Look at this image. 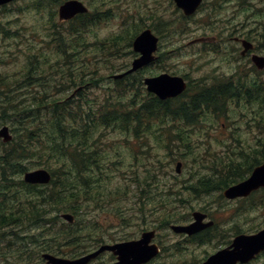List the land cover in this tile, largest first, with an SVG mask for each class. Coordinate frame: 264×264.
I'll use <instances>...</instances> for the list:
<instances>
[{
    "label": "trees",
    "instance_id": "1",
    "mask_svg": "<svg viewBox=\"0 0 264 264\" xmlns=\"http://www.w3.org/2000/svg\"><path fill=\"white\" fill-rule=\"evenodd\" d=\"M21 1V4L17 0L11 6L0 8V41L16 38L24 30L11 13L15 5V15L35 14L37 22L32 26L38 31L27 26V31L31 30L33 35L40 33L41 21L47 18L43 23L48 27L42 36L46 44L54 43L56 57L51 60L45 56L43 63L47 62V67L41 70L40 55L31 51L20 70L21 77L25 76L20 82L0 74V124L7 123L13 134L9 142L0 140V264H46L41 258L42 252L73 257L88 247V241L105 240L103 235H90L95 227L91 222L93 218L80 222L77 216L83 207L102 206L113 200L112 194H117L106 190L102 183L107 175L99 174L105 170L100 161H106L101 156L108 140L106 135L116 132L125 142L136 138L144 143L145 131H165L167 126L169 136L183 138L182 145H177L184 152L192 145L186 141L188 127H193L188 130H203L208 136L211 131L203 127L204 123L221 125L218 121L236 117V107L244 106L257 112L249 121L264 127L263 83L258 81L252 93L216 77L209 84L199 83L188 90L175 100V105L169 99L149 100V96L141 101L142 82L137 74L119 79L99 75L87 78L91 71L77 64V47L83 44L85 34L91 31L88 28L96 20L91 16L92 11L60 21L57 6L64 0ZM136 29L134 27L129 36V45ZM80 33L82 35L77 36ZM120 37L114 36L112 41ZM105 47L102 43L99 48ZM2 62L5 60L0 57ZM248 112L243 114L247 116ZM236 127L241 129L240 125ZM234 139L238 143L241 138L234 136ZM231 146L232 142L227 144L229 154L212 155L211 162L203 165L212 169L209 175L198 176L183 188L194 196L209 194L244 179L254 166L264 161V148L258 143L242 144L237 149ZM165 147L168 150L170 146L166 144ZM43 157L59 164V167L55 163L46 165L52 176L50 182L46 185L24 182L21 174L45 165ZM213 172L220 177L214 179ZM154 174L153 171L151 176ZM132 181L140 188L142 206L139 210L144 211L141 198L151 195H146L138 179ZM144 184L149 186L148 182ZM161 191L182 202L178 196L180 189L168 186L161 187ZM241 208L264 209V188L255 191ZM162 209L165 206L161 205ZM63 212L74 214V221H64L60 217ZM165 218L164 222L171 219ZM204 233L206 231L198 235L201 237Z\"/></svg>",
    "mask_w": 264,
    "mask_h": 264
},
{
    "label": "rangeland",
    "instance_id": "2",
    "mask_svg": "<svg viewBox=\"0 0 264 264\" xmlns=\"http://www.w3.org/2000/svg\"><path fill=\"white\" fill-rule=\"evenodd\" d=\"M82 1L92 7V10L102 8L104 11L112 8L110 12L113 13L109 20L95 24V29L88 28L91 31L85 34V41L77 47V64L85 67L86 71L87 69L91 71L86 75L87 78L98 75L107 78L110 73L121 72L129 66L136 56V53L132 52L131 44H128L134 27L138 33L140 29L149 26L159 36V47L156 52L158 58L137 71V76L141 80L145 76L167 72L182 75L194 85L199 79L203 78L209 82L216 75L228 74L235 69L250 66L248 61L235 55L233 57L232 54L219 55L218 51L211 49L207 52L200 45H186L187 41L199 36L215 35L228 47L238 44L234 40L236 36L245 37L253 43L252 51L264 55V0H204L202 8L190 17H184L172 0ZM18 2L21 4L22 1ZM14 6L11 8L13 18H17L24 30L16 38H3L0 41V57L5 60L0 63V74L20 82L25 78L21 77L20 70L25 66L31 51L35 55H40L41 70L47 67V62L43 63L44 57L53 60L56 53L54 43L46 44L43 39L45 27H48L47 23L43 22L47 18L41 21L40 33L33 35L31 30L27 31V26L38 31L37 27L32 26L34 21L37 22L35 14L29 12V15L28 13L15 15ZM121 21L124 22L123 26ZM60 29L64 30L62 27ZM82 33L77 36L80 37ZM116 35L121 37L114 42L111 40L112 44H109L107 41ZM100 39L104 41L96 42ZM102 43L106 47L100 49ZM219 44L220 40L214 47H220ZM49 46L52 47L48 48ZM258 79L264 81V74L259 75ZM98 82L105 83L103 80ZM236 108V117L227 119V122L221 121L222 125L206 122L205 128L211 131L208 132V136L203 134V130H188L192 129L189 127L186 141L192 145L184 152L177 145H182L183 138H175L172 134L169 136L167 126L165 131H145L144 143L136 138L125 142L116 132L106 135L108 140L102 148L101 156L107 162L100 161L101 165H105V170L99 174L107 175L103 177L102 183L107 187L106 190H112V193L117 194H112L113 200L102 206L100 204L98 207L94 205L83 207L77 216L79 221L85 222L93 218L91 222L95 227L91 234L103 235L110 243L136 238L142 230L154 228L157 231L155 242L162 250L149 264H197L221 248L225 241L231 240L237 231L252 232L263 227L264 213H261L264 209L257 208L252 211L241 208L246 204L245 199L228 200L223 197L222 189L194 196L183 188L198 176L211 173L212 169L203 165L211 162L212 155L223 157L229 154L227 144H230L234 136L241 139L238 143H235L234 139L231 148L237 149L242 144L247 146L257 143L264 148V127L255 126L249 121V117L257 115V112L246 106ZM245 111H249L247 116L243 114ZM232 122L236 126L240 125L241 129L227 124ZM3 124L7 123L0 125ZM166 144L170 146L168 147L170 154L165 147ZM43 160L45 165L38 167L46 168V165L52 163L59 167L54 159L43 157ZM177 161L182 163L180 173L175 171ZM153 171L155 174L151 176ZM212 174L215 176L214 179L220 177L214 172ZM134 178L143 185L146 195H151L150 198H141L144 200V211L139 210L142 206L140 188L132 181ZM144 182H148L149 186H145ZM168 186L175 190L180 189L181 195L178 196L182 202L161 191V187ZM161 205L165 206V209L161 210ZM194 210L210 214V218H214L215 221L214 227L210 230L211 235H216L217 230L222 235L218 234L217 238L211 236L212 239L209 241L201 242L198 239L191 240L190 237L175 233L169 228L172 223L191 221V213ZM162 212L172 215L165 216ZM165 217L171 218L170 221L164 222V219H167ZM155 225L158 228L154 227ZM88 243L87 251L101 244L97 241ZM59 256L72 257L70 254ZM108 258L109 254L104 251L92 263H99ZM249 264H264V253Z\"/></svg>",
    "mask_w": 264,
    "mask_h": 264
},
{
    "label": "water",
    "instance_id": "3",
    "mask_svg": "<svg viewBox=\"0 0 264 264\" xmlns=\"http://www.w3.org/2000/svg\"><path fill=\"white\" fill-rule=\"evenodd\" d=\"M9 1L12 0H0V5ZM174 1L185 14H191L201 2V0ZM85 10L86 7L79 0H67L59 7V17L67 19ZM156 42L157 37L151 33L150 29L141 31L132 43L134 51L139 52L140 56L132 61V65L128 70L114 75V77L123 76L148 64L153 59L152 52L156 49ZM253 60L257 63L258 67L264 66L263 57H253ZM144 83L147 86V90L155 93L160 99L176 96L185 88V83L181 76L167 73L146 77L144 78ZM0 137L3 141L10 140L11 135L9 134L8 126L4 125L0 128ZM180 165V162L176 164V171L180 170ZM50 178V173L44 168L26 171L23 175L24 181L36 184H46L50 181ZM260 187H264V162L255 166L247 178L227 187L223 191V194L227 198L247 196ZM192 216L194 219L189 224L171 225V228L175 232L192 234L210 224L209 222H202V219L205 217L204 213L195 211L192 213ZM62 217L68 221H72L73 219L70 213H63ZM153 235L154 230L143 231L141 237L137 240L122 241L112 245L103 244L97 250L74 259L59 257L52 253H42L41 256L47 264H86L100 251L110 249L118 257V261L114 264H142L157 253V246L149 244ZM261 250H264V228L252 234L237 235L228 247L210 255L201 264H235L238 261L246 262Z\"/></svg>",
    "mask_w": 264,
    "mask_h": 264
},
{
    "label": "flooded vegetation",
    "instance_id": "4",
    "mask_svg": "<svg viewBox=\"0 0 264 264\" xmlns=\"http://www.w3.org/2000/svg\"><path fill=\"white\" fill-rule=\"evenodd\" d=\"M220 40V49L222 50V53H223V55L224 54H232L233 55V57H234V55L237 57V58H240V59H245L246 61H250V59H251V55L252 54H257V55H260V56H264L263 54H260V53H257V52H254V51H252L253 50V48H254V45H253V43L250 41V40H248V39H246L245 37H235L234 38V40H236V42L238 43V44H234L233 46H231V47H228V46H226L225 44H223V42L221 41L222 39H219ZM243 40H245L246 42H248L249 43V46H250V44H251V46L250 47H248V48H245L244 47V45H243ZM250 69V72H251V68H249ZM240 74H239V71H238V69H235V70H233L232 72H230V73H228V74H224V75H222L223 77H227L228 78V80L229 81H227L226 83H228V84H231V82H234V80H233V78H235V77H238ZM154 243V242H153ZM157 243V242H156ZM158 244V243H157ZM230 244V241L229 242H224V245L226 246V245H229ZM159 245V244H158ZM108 254H109V258L107 259V260H103L102 262H99V263H92L93 262V260H95V259H97L99 256H100V254L98 255V256H96V258H94L93 260H91L90 262H88L87 264H110V263H112V262H114V261H116V255H114L111 251H109V250H107L106 251ZM156 257V256H155ZM154 257V258H155ZM153 258V259H154ZM152 259V260H153ZM151 259L149 260V262L148 263H146V264H149L151 261H152Z\"/></svg>",
    "mask_w": 264,
    "mask_h": 264
},
{
    "label": "bare ground",
    "instance_id": "5",
    "mask_svg": "<svg viewBox=\"0 0 264 264\" xmlns=\"http://www.w3.org/2000/svg\"><path fill=\"white\" fill-rule=\"evenodd\" d=\"M63 35V34H62ZM63 37V36H62ZM76 45V44H75ZM92 46V45H91Z\"/></svg>",
    "mask_w": 264,
    "mask_h": 264
}]
</instances>
